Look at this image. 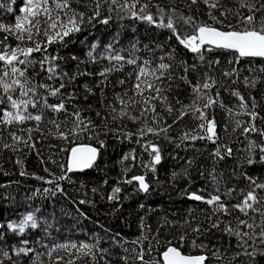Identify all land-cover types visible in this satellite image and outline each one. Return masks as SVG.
Returning a JSON list of instances; mask_svg holds the SVG:
<instances>
[{"label": "snow or ice", "instance_id": "snow-or-ice-1", "mask_svg": "<svg viewBox=\"0 0 264 264\" xmlns=\"http://www.w3.org/2000/svg\"><path fill=\"white\" fill-rule=\"evenodd\" d=\"M17 3L0 0V152L47 185L26 200L67 199L91 170L136 234L50 240L30 205L0 220V264H264V0ZM33 153L58 171L24 170ZM173 194L183 213L143 202Z\"/></svg>", "mask_w": 264, "mask_h": 264}, {"label": "trees", "instance_id": "trees-1", "mask_svg": "<svg viewBox=\"0 0 264 264\" xmlns=\"http://www.w3.org/2000/svg\"><path fill=\"white\" fill-rule=\"evenodd\" d=\"M19 7V0L16 5ZM101 40L106 41L108 34L100 29L95 32ZM128 34H125V40ZM92 37H90L91 39ZM60 142L49 138L44 140L41 144L37 145L38 149L42 153L43 157L47 160L49 158L62 160L64 157L63 152H59L57 147H50V145H59ZM15 155L9 152H0V185L5 187L0 188V220L5 218L12 219L18 214H23L29 210V206L37 207L42 206L41 211L44 213L50 222L53 223L51 229L50 240H56L60 242L64 241H78L86 240L88 236L93 232L101 230V226L109 228L113 231H119L121 235L129 238H134L136 234V223L133 222L131 228L124 222V218L133 219L128 216L129 203L124 202L122 213L112 214L109 202L104 199H100L101 194H105L106 191H110L108 187L105 192L99 194H93L91 187L94 186L90 181L95 177V173L91 170L86 171L87 174H69L76 181L74 184L64 182L68 198L58 195L55 198L47 200L35 199L26 200V197L37 187H46L41 181L35 180L32 176H20V167L17 166L15 161ZM23 159V157H21ZM49 167L54 171H58L54 165L47 163L45 165L38 166V158L35 153L30 154L27 159L23 160V168L29 173H35L36 175H46L43 172V167ZM115 169L111 173L115 174ZM7 173V175L5 174ZM163 178V177H161ZM85 181V188H80V181ZM112 181H109L111 185ZM7 197V199H4ZM80 199L92 200V204L80 205L78 203H72L71 201H79ZM146 207H163L169 212L183 213L184 209L192 202L181 203L175 198L169 200L167 195H152L147 200L143 201ZM79 208L83 212L84 218H80L77 215L76 209Z\"/></svg>", "mask_w": 264, "mask_h": 264}, {"label": "water", "instance_id": "water-1", "mask_svg": "<svg viewBox=\"0 0 264 264\" xmlns=\"http://www.w3.org/2000/svg\"><path fill=\"white\" fill-rule=\"evenodd\" d=\"M86 171H89V170H86ZM77 174H81V173H77Z\"/></svg>", "mask_w": 264, "mask_h": 264}]
</instances>
